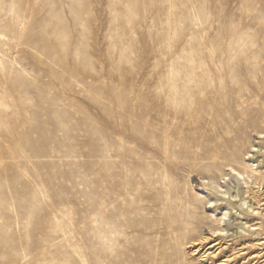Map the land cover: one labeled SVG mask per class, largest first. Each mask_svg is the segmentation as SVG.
Returning <instances> with one entry per match:
<instances>
[{"label": "rangeland", "instance_id": "1", "mask_svg": "<svg viewBox=\"0 0 264 264\" xmlns=\"http://www.w3.org/2000/svg\"><path fill=\"white\" fill-rule=\"evenodd\" d=\"M0 264H264V0H0Z\"/></svg>", "mask_w": 264, "mask_h": 264}, {"label": "bare ground", "instance_id": "2", "mask_svg": "<svg viewBox=\"0 0 264 264\" xmlns=\"http://www.w3.org/2000/svg\"><path fill=\"white\" fill-rule=\"evenodd\" d=\"M249 171H250V173L251 174H253L254 176H257V174L259 173L258 172V170L257 169H254L253 168V165H250V167H249ZM234 173H235V175L236 176H238L239 175V179H241L242 180V178L241 177H243L240 173H236V170H234ZM263 178V177H262ZM236 179H238L237 177H236ZM238 179V180H239ZM244 179V178H243ZM237 193L235 194V195H230V194H228V192L227 193H225L224 195H223V199H227V201H228V205L230 206L229 208H228V212H227V214L232 218V216H233V213H232V211L235 209V206L236 205H239L242 209H244L246 206V209L248 210L249 208H251L252 207V205H248L249 204V202L247 201V199L246 198H244L243 196H241V194H240V191L239 190H237L236 191ZM234 193V192H233ZM240 197H242L241 198V202H242V204H238V203H236V202H238V200L237 199H239ZM218 201H220V199L218 200ZM236 203V204H235ZM234 205V206H233ZM238 213V212H237ZM236 217V216H235ZM240 217V216H239ZM229 219V218H228ZM230 220V219H229Z\"/></svg>", "mask_w": 264, "mask_h": 264}]
</instances>
